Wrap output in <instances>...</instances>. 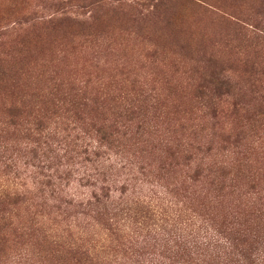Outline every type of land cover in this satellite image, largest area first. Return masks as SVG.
Masks as SVG:
<instances>
[{"label": "rangeland", "instance_id": "obj_1", "mask_svg": "<svg viewBox=\"0 0 264 264\" xmlns=\"http://www.w3.org/2000/svg\"><path fill=\"white\" fill-rule=\"evenodd\" d=\"M0 264H264V0H0Z\"/></svg>", "mask_w": 264, "mask_h": 264}, {"label": "trees", "instance_id": "obj_2", "mask_svg": "<svg viewBox=\"0 0 264 264\" xmlns=\"http://www.w3.org/2000/svg\"><path fill=\"white\" fill-rule=\"evenodd\" d=\"M209 83L215 88V90H228L229 83L226 81H222L219 78H210ZM108 128L105 130L100 129L98 132L101 134V140H105L107 137H111L112 135L109 133Z\"/></svg>", "mask_w": 264, "mask_h": 264}]
</instances>
